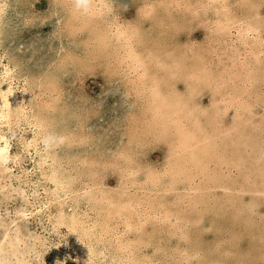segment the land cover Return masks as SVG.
<instances>
[{
	"label": "bare ground",
	"instance_id": "1",
	"mask_svg": "<svg viewBox=\"0 0 264 264\" xmlns=\"http://www.w3.org/2000/svg\"><path fill=\"white\" fill-rule=\"evenodd\" d=\"M15 1L0 264H264V0Z\"/></svg>",
	"mask_w": 264,
	"mask_h": 264
},
{
	"label": "rangeland",
	"instance_id": "2",
	"mask_svg": "<svg viewBox=\"0 0 264 264\" xmlns=\"http://www.w3.org/2000/svg\"><path fill=\"white\" fill-rule=\"evenodd\" d=\"M15 5L18 7V8H20L21 9V11H25V9H26V7L27 6H29L30 4H34L33 6H34V8L36 9V10H41V12H43L46 8H48V0H32V3H29V1L28 0H16L15 2ZM10 12H12V9L11 10H9ZM132 13H133V10H131V9H129V10H127V12L126 13H124V11L123 12H121V11H119V10H117L116 11V14H115V16H118V17H120V20H123V19H130L131 17H132ZM15 19V17L13 16V20ZM13 23L12 22H10L9 24H7V22L4 24V25H6V27H8L9 25H12ZM8 25V26H7ZM43 30L45 31V30H47V27L46 26H44L43 27ZM186 31H188L189 33H190V36L192 37V38H194L195 40H199V39H201V35H202V30L200 29V27L199 26H195V25H191V27H190V29L188 30V29H186ZM24 34H26V33H24ZM27 35V34H26ZM22 37H27V36H18V35H16V36H13L12 37V42H15V41H22L23 39H22ZM11 46H8V45H1L0 46V53L1 52H3V51H5L7 48H10ZM25 59V58H24ZM23 63H25V61L23 60ZM27 63L28 64H30L29 62H26L25 64L27 65ZM23 67H24V65H23ZM99 83H100V80H99V78H96V77H89V79L88 80H86V82H85V85L87 86V89L88 90H90V91H93V90H95L96 89V87L99 85ZM16 134H19V131L17 130L16 131ZM18 135H12V142H14L15 143V138L17 137ZM14 148V147H13Z\"/></svg>",
	"mask_w": 264,
	"mask_h": 264
}]
</instances>
